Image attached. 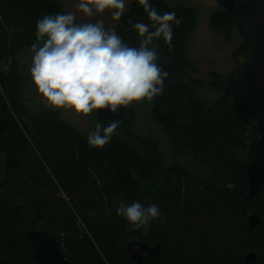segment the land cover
Masks as SVG:
<instances>
[{
    "label": "trees",
    "instance_id": "trees-1",
    "mask_svg": "<svg viewBox=\"0 0 264 264\" xmlns=\"http://www.w3.org/2000/svg\"><path fill=\"white\" fill-rule=\"evenodd\" d=\"M149 2L182 21L173 24L170 46L162 38L150 45L169 74L162 95L151 101L154 120L187 163L163 171L154 155L158 168L146 174L153 177L148 191L135 175V155L115 134L102 149L93 148L87 135L56 111L30 112L18 54L31 48L37 21L52 10L46 0H0V264H38L30 231L46 232L74 264H134L126 250L134 240L162 245L142 264H248L250 253L256 256L253 264H264V186L246 201L245 164L255 127L233 114L223 93L225 78L211 72L206 85L189 76L198 69L185 55L183 40L196 23V11ZM219 8L209 20L226 45L237 29L231 14ZM136 22L151 28L141 5L115 30L138 47ZM231 56L235 66L246 60L244 42ZM204 87L220 93L207 108L199 95ZM112 116L119 120L117 113ZM136 200L145 207L157 204L165 222L134 228L117 215L121 201ZM251 215L260 218L256 228L248 224Z\"/></svg>",
    "mask_w": 264,
    "mask_h": 264
},
{
    "label": "clouds",
    "instance_id": "clouds-1",
    "mask_svg": "<svg viewBox=\"0 0 264 264\" xmlns=\"http://www.w3.org/2000/svg\"><path fill=\"white\" fill-rule=\"evenodd\" d=\"M138 2L151 21V28L143 22L133 25L141 38L138 47L125 43L115 28L106 29L103 20H78L76 12L44 15L37 21L29 71L47 107L84 116L102 109L117 113L134 101L162 95L169 74L150 45L162 38L170 46L173 24L179 26L182 21L175 12L161 14L149 0ZM76 9L87 18L112 10V19L118 21L126 4L125 0H79ZM120 124V120L103 127L97 123L87 135L89 146L102 149ZM117 215L134 228L156 219L165 222L157 204L145 207L139 200L121 201Z\"/></svg>",
    "mask_w": 264,
    "mask_h": 264
},
{
    "label": "rangeland",
    "instance_id": "rangeland-1",
    "mask_svg": "<svg viewBox=\"0 0 264 264\" xmlns=\"http://www.w3.org/2000/svg\"><path fill=\"white\" fill-rule=\"evenodd\" d=\"M51 14L76 12L78 20H90L95 22L103 20L106 29L117 28L121 18H124L129 11L139 6L138 0H125L126 10L121 18L116 21L112 19L111 11L106 10L102 14H94L91 18L77 11L76 4L79 0H46ZM170 7L182 5L188 8H193L196 11V23L185 34L183 40V50L187 58L197 67L198 71H190V77H196L209 85V75L211 72H217L218 77L225 78L233 69L235 64L232 62L231 55L242 44V38L237 30H234L233 38L227 44L220 42L219 37L215 34L210 25V16L215 10H219L215 0H164ZM129 45V44H128ZM131 46V45H129ZM32 51L23 49L18 58L22 65V74L26 82V101L29 104L30 112H35L42 109H51L56 111L60 118L69 125L77 128L82 133L88 135L90 131H94L96 124L107 126L110 121L116 120L108 109L95 110L92 114L84 116L83 114L74 113L71 110L52 109L45 105L43 98L38 94L35 85L32 83L30 75ZM200 98L204 108L217 100L220 93L204 87L199 91ZM152 101L145 99L141 102H132L127 107L118 108L117 116L121 124L115 131L117 138L129 147L136 157L135 175L139 178V182L143 188L148 191L153 185L149 182L150 174L157 171V162L154 155L158 156L161 162L162 170L174 163H187V157L176 154L172 142L171 135L163 130V128L154 120L152 115ZM147 179V183L145 182ZM141 241V240H140ZM153 257V256H152Z\"/></svg>",
    "mask_w": 264,
    "mask_h": 264
},
{
    "label": "water",
    "instance_id": "water-1",
    "mask_svg": "<svg viewBox=\"0 0 264 264\" xmlns=\"http://www.w3.org/2000/svg\"><path fill=\"white\" fill-rule=\"evenodd\" d=\"M219 7L231 14L245 47L247 58L235 66L225 77L224 96L231 101V109L237 119L255 127L256 136L247 151L245 169L250 202L264 186V0H215ZM251 228L260 224V218H248ZM28 239L34 248V259L38 264H74L61 252L58 242L44 231L28 232ZM162 245L150 246L140 240L131 241L127 252L134 264L156 256ZM254 253L245 262L253 264Z\"/></svg>",
    "mask_w": 264,
    "mask_h": 264
},
{
    "label": "flooded vegetation",
    "instance_id": "flooded-vegetation-1",
    "mask_svg": "<svg viewBox=\"0 0 264 264\" xmlns=\"http://www.w3.org/2000/svg\"><path fill=\"white\" fill-rule=\"evenodd\" d=\"M234 68V67H233Z\"/></svg>",
    "mask_w": 264,
    "mask_h": 264
}]
</instances>
